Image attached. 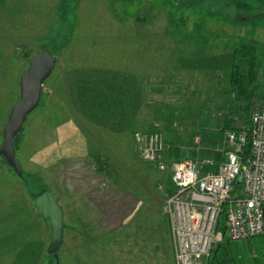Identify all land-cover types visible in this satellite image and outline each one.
Here are the masks:
<instances>
[{
    "label": "rangeland",
    "instance_id": "rangeland-1",
    "mask_svg": "<svg viewBox=\"0 0 264 264\" xmlns=\"http://www.w3.org/2000/svg\"><path fill=\"white\" fill-rule=\"evenodd\" d=\"M68 3L64 22L62 0H0V145L31 57L47 51L57 58L39 106L16 138L22 175L0 157V264H57L48 253L50 223L34 206L48 190L64 211L59 264H175L162 209L167 171L142 158L135 133L162 134L171 162L178 148V161H197L203 173L217 170L221 159L210 156L223 158L230 148L225 121L244 126L243 102L224 65L241 41L259 54L249 113L264 107V0ZM130 94L136 101L130 126L113 131L91 113L98 97L118 102ZM120 189L151 206L138 205L123 228L121 220H108L114 210L105 214L97 204L106 192L122 195ZM82 196L92 206H83ZM254 240L263 246L261 237ZM238 244L246 255L247 243Z\"/></svg>",
    "mask_w": 264,
    "mask_h": 264
},
{
    "label": "built area",
    "instance_id": "built-area-1",
    "mask_svg": "<svg viewBox=\"0 0 264 264\" xmlns=\"http://www.w3.org/2000/svg\"><path fill=\"white\" fill-rule=\"evenodd\" d=\"M231 127L225 131L230 148L223 152L217 170L207 173L194 160H167V143L159 132L135 133L142 158L171 172L174 190L162 209L171 224L175 264H203L216 241L224 237L218 230L223 213L231 241L264 233V107L253 110L249 128ZM247 130L251 148L244 157Z\"/></svg>",
    "mask_w": 264,
    "mask_h": 264
},
{
    "label": "trees",
    "instance_id": "trees-1",
    "mask_svg": "<svg viewBox=\"0 0 264 264\" xmlns=\"http://www.w3.org/2000/svg\"><path fill=\"white\" fill-rule=\"evenodd\" d=\"M69 1L70 0H62L63 4L60 5V14L62 17L61 20L64 22L68 20ZM211 5L212 4H210V7ZM218 5L224 7L219 3ZM258 56L259 54L256 46L248 44V42L245 43L244 41H241L240 46L234 49L232 56L228 59L226 58V61L224 62L225 69L228 72L230 88L236 94L237 98L243 102L241 105H239L238 111L242 113L241 117H243L244 119L243 125L247 128H249L250 126V102L252 101L254 93L256 91V82L258 80V74L260 70ZM98 98H100L99 105L98 107L94 106L96 108L92 107L94 109L91 113H95V116L98 117V119L100 120L98 122H102L103 126L110 127L114 131V129L116 128H121L125 125L130 126L132 122H135L134 118H132L130 121L129 118H127V116H131L130 111L132 109L129 107L130 104L134 105L136 102L134 98L132 99L131 94L129 97H127V99H122L119 95L118 102H114L113 100L108 101L103 97ZM126 100H128V102ZM95 104L96 103H94L93 105ZM88 109L89 108H87V110ZM233 122V120L227 119L225 121V127H231L233 125ZM250 148L251 141L250 135L247 130V138L243 150L244 157L250 154ZM179 151L180 150L178 148H175L171 151V153H169V156H173L174 159L178 161L180 157ZM210 157L215 158L217 163L220 159H222L219 153L214 155V152ZM237 180L235 181L236 187L239 186ZM218 230L223 233L224 237L222 241L218 242L214 246V248H212L211 255L206 264H264V243L263 246L261 245L256 247L255 243L258 242V239L254 241H252L253 238L242 241H231L226 237L224 213L221 216V221L220 225L218 226ZM257 237H261L264 240V234H261ZM243 241L247 243L245 244L244 248L248 252L246 255L240 256L238 253L240 244L238 243ZM259 243L262 242L259 241L258 244ZM251 250H255L257 252L254 257L249 256Z\"/></svg>",
    "mask_w": 264,
    "mask_h": 264
},
{
    "label": "water",
    "instance_id": "water-1",
    "mask_svg": "<svg viewBox=\"0 0 264 264\" xmlns=\"http://www.w3.org/2000/svg\"><path fill=\"white\" fill-rule=\"evenodd\" d=\"M57 63L54 54L39 51L31 57L29 67L24 71L20 81V99L14 104L4 128V141L0 145V157H4L18 175L22 168L16 157L15 138L20 133L28 117L40 104L43 85L49 79ZM243 173V172H242ZM240 173L237 182L242 178ZM38 217L50 223L52 236L48 253L58 260V249L64 241V211L59 205L58 197L52 190L40 194L34 202Z\"/></svg>",
    "mask_w": 264,
    "mask_h": 264
},
{
    "label": "crops",
    "instance_id": "crops-1",
    "mask_svg": "<svg viewBox=\"0 0 264 264\" xmlns=\"http://www.w3.org/2000/svg\"><path fill=\"white\" fill-rule=\"evenodd\" d=\"M164 174L166 177V184H164V186H165L164 195L169 196L174 190V185H173V182L171 179V172L167 171ZM120 192L122 195H118L119 193L115 192V190L110 191L108 193L106 192L100 198V200L98 199L97 204L99 205L100 209L103 208V210H104L103 212H105V214L110 215V211L114 210V217L111 218V216H108L109 217L108 220L113 219L114 222L117 220H121L122 223L119 226V228H123L126 224H128L130 222V220H132L134 218V214L138 210L137 206L142 205V207H143V204H147V203L142 202L137 197L136 194H132L130 191L126 192V191H122V189H120ZM151 199L153 200V198H151ZM80 200H81L80 203L83 206H92L90 202H87L84 199V196L80 197ZM132 203H133V205H132ZM148 206H149V208H151L150 205H148ZM132 212H133V217L130 218L129 216L131 215ZM164 218H166L168 221V228L167 229L169 231V234L171 235L170 238L172 240L170 220H169L168 216H165Z\"/></svg>",
    "mask_w": 264,
    "mask_h": 264
}]
</instances>
